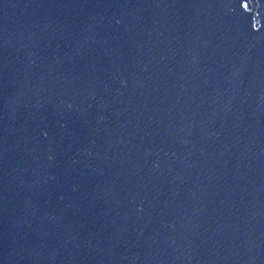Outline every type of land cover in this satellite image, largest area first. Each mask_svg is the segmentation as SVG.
Instances as JSON below:
<instances>
[{
    "label": "water",
    "instance_id": "obj_1",
    "mask_svg": "<svg viewBox=\"0 0 264 264\" xmlns=\"http://www.w3.org/2000/svg\"><path fill=\"white\" fill-rule=\"evenodd\" d=\"M0 264H264V0H0Z\"/></svg>",
    "mask_w": 264,
    "mask_h": 264
}]
</instances>
